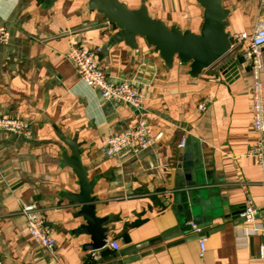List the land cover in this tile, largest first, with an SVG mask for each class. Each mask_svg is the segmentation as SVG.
<instances>
[{"label":"crops","instance_id":"0c3cea01","mask_svg":"<svg viewBox=\"0 0 264 264\" xmlns=\"http://www.w3.org/2000/svg\"><path fill=\"white\" fill-rule=\"evenodd\" d=\"M123 1L136 7L141 0ZM146 2L154 16L198 31L201 9L192 0ZM224 5L232 8L231 35L250 33L264 14L259 0ZM0 25L10 32L0 45V116L24 119L31 129L28 138L0 130L2 264H264V236L253 231L264 228V182L256 159L246 155L256 139L250 130L251 77L241 58L246 42H236L192 79L185 64L166 70L143 40L137 53L108 44L115 28L86 0H55L50 7L42 0H0ZM73 46L101 47L99 67L110 80H130L142 89L141 109L104 100L86 87L66 58ZM229 61L236 70L221 71ZM260 77L264 82V68ZM138 119L160 135L155 143L140 153L125 148L107 156L105 140ZM62 137L76 141L88 178L96 181L95 215L106 218V242L117 241V251L105 247L93 257L84 247L89 236L75 233L85 222L76 217L79 206L65 197L78 185L62 164V152L70 153ZM187 154L200 181L194 187L186 186L179 168ZM247 197L258 212L253 222L240 215ZM21 204L39 208L55 239L53 250L29 235ZM187 209L195 224H203L201 236L191 232ZM177 225L185 228L181 235L162 237Z\"/></svg>","mask_w":264,"mask_h":264},{"label":"water","instance_id":"95a60500","mask_svg":"<svg viewBox=\"0 0 264 264\" xmlns=\"http://www.w3.org/2000/svg\"><path fill=\"white\" fill-rule=\"evenodd\" d=\"M192 1L201 9V23L197 32L191 30L188 25L181 28L154 16L150 12L146 0H141L136 7L128 6L127 2L123 0H86V7L96 11L114 26L115 31L108 44L121 43L128 50L137 53L139 51L138 40H143L157 54L166 70H170L175 62L185 64L188 66L187 75L196 79L201 76L204 70L223 59L236 40L227 30L232 8L224 5L225 0ZM42 2L43 6L50 7L55 0H42ZM225 69L234 72L236 65L232 61L226 62L221 71ZM62 141L70 152L69 154L66 151L62 152V164L72 170L78 185V192L67 193L65 197L79 206L76 217H82L85 222L75 230V233L89 236L90 241L84 246L87 250L105 249L108 229L103 227L106 218L95 215L96 197L93 196V190L96 181L88 178L86 168L80 159L76 141L65 137H62ZM192 166L188 154L185 155L179 168L185 170L187 187H194L200 183L196 170ZM192 194L191 190L187 192L188 196ZM176 198L177 201H180V194ZM185 200V198H181L184 203ZM194 204L198 203H190V205ZM185 215L187 221L196 222L193 220L190 210L185 211ZM199 226L203 227V224ZM184 229L177 225L166 231L162 237L168 239L179 236ZM199 235L197 237L201 236Z\"/></svg>","mask_w":264,"mask_h":264},{"label":"built area","instance_id":"2783aa9c","mask_svg":"<svg viewBox=\"0 0 264 264\" xmlns=\"http://www.w3.org/2000/svg\"><path fill=\"white\" fill-rule=\"evenodd\" d=\"M259 4L264 8V0H259ZM236 42H246L241 50V58L247 65L250 77V130L255 136V141L247 148L246 155L256 159L261 168L262 181L264 182V82L260 74L264 68V14L257 21L250 33L241 32L232 35ZM10 39V32L4 25H0V45L7 44ZM101 52V47L73 46L67 52L66 58L76 70L80 81L88 88L95 90L102 99L127 103L136 110H140L145 100L142 89L135 86L130 80L112 81L106 73L99 67L97 55ZM207 101L198 104V110L203 112L206 109ZM0 130L15 134L20 138H28L31 135L29 123L21 118L0 116ZM159 134L154 135L150 128L142 119H138L132 127L124 129L121 133L109 136L105 140L107 156L118 154L125 148H131L136 153L143 152L151 147L159 138ZM185 145V138L180 146ZM264 211V208H263ZM20 212L25 218L26 229L29 235L41 246L48 250L55 247V239L52 233L45 226L44 216L35 204H21ZM250 197H247L241 217L249 222H253L257 214ZM192 233L199 234L200 226L195 223L190 224ZM254 232H260L264 236V228L256 226ZM105 247L114 251L119 249L117 241L106 242ZM262 257L264 258V242L260 246ZM205 251V243L199 240V256L202 257ZM92 256L95 252L92 251ZM0 264L1 261H0Z\"/></svg>","mask_w":264,"mask_h":264}]
</instances>
